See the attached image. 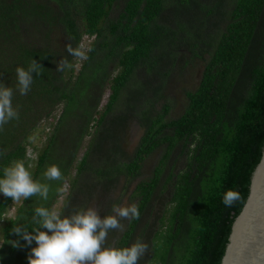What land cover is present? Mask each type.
Here are the masks:
<instances>
[{
  "label": "trees",
  "instance_id": "obj_1",
  "mask_svg": "<svg viewBox=\"0 0 264 264\" xmlns=\"http://www.w3.org/2000/svg\"><path fill=\"white\" fill-rule=\"evenodd\" d=\"M86 36L94 39L85 52ZM68 47L84 53L80 70ZM184 50L203 70L184 112L168 118L171 107L160 111L154 98ZM33 60L40 74L21 95L16 69ZM61 60L67 67L57 71ZM142 70L160 84L142 78L130 89ZM0 83L14 90L19 113L0 128V178L17 161L27 167L30 138L44 122L51 129L31 170L49 186L48 199L29 197L6 218L13 199L0 194L2 264H29L36 242L29 246L12 230L47 231L35 209L52 211L65 188V216L76 212L74 200L95 198L98 189L112 194L103 216L125 196L137 205L139 218L121 220L105 246L146 243L138 264L222 263L264 152V0H0ZM132 118L145 127L133 154L123 144ZM52 165L61 180L44 177ZM228 190L241 196L231 207L222 202Z\"/></svg>",
  "mask_w": 264,
  "mask_h": 264
},
{
  "label": "clouds",
  "instance_id": "obj_2",
  "mask_svg": "<svg viewBox=\"0 0 264 264\" xmlns=\"http://www.w3.org/2000/svg\"><path fill=\"white\" fill-rule=\"evenodd\" d=\"M67 52L74 57H82L83 52L67 48ZM67 62L61 60L57 71H63ZM41 65L35 60L27 67H17V85L21 95H26L33 83V73L40 74ZM14 90L0 83V128L13 119L19 118L18 111L13 107ZM0 155H3L0 153ZM31 165L26 167L23 161H17L13 166L5 168L0 178V194L10 197L13 201L22 198L39 196L48 199L49 186L34 180ZM47 180H61L62 171L57 165H52L43 173ZM241 198L238 191L228 190L224 193L223 204L231 207ZM113 214L101 216L94 208L80 210L71 216L61 218L55 211L45 207L35 209V216L39 217V225L47 231L34 229L35 235L27 229L14 227L12 232L21 235L29 246L33 241L36 247L31 248L29 264H138L140 258L148 250V245L136 242L127 248L105 246L108 233L112 230H122L121 220L139 218L136 204L129 206H114ZM13 247H18L17 241H12ZM2 247V245H0ZM3 258L0 257V264Z\"/></svg>",
  "mask_w": 264,
  "mask_h": 264
},
{
  "label": "rangeland",
  "instance_id": "obj_3",
  "mask_svg": "<svg viewBox=\"0 0 264 264\" xmlns=\"http://www.w3.org/2000/svg\"><path fill=\"white\" fill-rule=\"evenodd\" d=\"M93 39L94 38H90L88 36L84 38V41L82 43V51L86 52L87 50H89L90 44L93 42ZM191 56L192 53L190 51L184 50L183 56H181L179 60H177L170 66V71L172 72L170 76L165 79L160 95L155 96L154 98V101H156L158 109L160 111H163L166 105H169L171 107V112L168 115V118H175L176 116L184 112V109L187 104L186 93L198 87L201 72L203 70V61L200 59H195L191 61ZM83 62H84V56L78 59L76 66L77 70L81 69ZM152 75H153L152 73L151 74L145 73L144 70H142L140 74L136 73L135 78L139 81H135L133 79V81L130 83V89H135L136 85L142 81V78L149 79ZM151 80L155 85H158L161 82L157 76L151 77ZM109 93L110 91L108 90L107 93L105 94L103 104L107 103ZM150 97L152 98V94H150ZM123 109H125V104L122 100L121 105H119V110H123ZM49 127L50 125L48 124V122H44L43 125L40 127V129L36 131L35 134L30 138V141H32L30 147L28 148L29 149L28 162L29 165H31V168L29 169L30 171L35 170L36 162L38 159V149L42 148L47 143L46 141L51 131ZM144 132H145V127L140 122V120L137 118H132L129 121L127 129L124 133V140H123L124 148L128 150L131 154H133L138 148ZM89 140L90 138L86 140V145L83 146V148L81 149L78 155L79 158L76 162V165L83 157L85 150L87 149V143L89 142ZM162 154L163 151L161 150V152L158 151L152 157L149 158L146 165L147 173L151 174L153 172ZM136 182L137 181H135L132 184L131 188L135 186ZM98 190H99V194L98 191H95L97 194L95 198L85 199V197L82 196L81 200H74L73 203L74 210L78 212L80 210L94 208L98 211L99 214H101V216H103L105 210H107L108 206L110 205L109 199L112 196V194L109 192H103L100 189ZM69 192H70L69 189L65 188V192H64L65 194L62 197H60L59 200L56 201L52 207V211L57 212L58 214L61 215V217L62 215H64L63 214L64 208L67 209L68 207V204L66 206V203L67 201H69L67 200ZM24 200L25 199L22 198L19 201H13L9 212L6 215V218L14 217L17 213L18 207H20V205L23 204ZM120 206H128V196L123 197V200L119 203L117 207ZM4 224H5L4 222L0 224V245H2L4 241L3 230H2ZM110 241H111V237L110 235H108L105 243H108Z\"/></svg>",
  "mask_w": 264,
  "mask_h": 264
},
{
  "label": "water",
  "instance_id": "obj_4",
  "mask_svg": "<svg viewBox=\"0 0 264 264\" xmlns=\"http://www.w3.org/2000/svg\"><path fill=\"white\" fill-rule=\"evenodd\" d=\"M221 264H264V152Z\"/></svg>",
  "mask_w": 264,
  "mask_h": 264
}]
</instances>
